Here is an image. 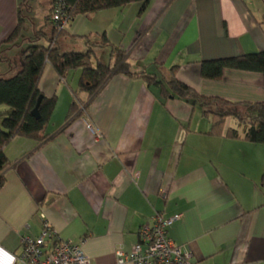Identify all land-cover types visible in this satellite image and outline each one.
Here are the masks:
<instances>
[{"label": "crops", "instance_id": "crops-1", "mask_svg": "<svg viewBox=\"0 0 264 264\" xmlns=\"http://www.w3.org/2000/svg\"><path fill=\"white\" fill-rule=\"evenodd\" d=\"M42 5L45 23L35 21ZM141 6L78 15L58 45L86 51L91 44L110 63L119 48L134 72L166 82L176 66V77L202 95L264 101L261 72L201 75L204 60L264 51V0H149L143 12ZM20 7L22 41L4 48L11 63H0V77L20 70L36 31L51 29L52 0H0V44L16 29ZM80 79L81 69L61 77L47 63L39 87L56 104L41 133L46 138L16 136L4 148L12 164L0 190V264H13L22 236L39 235L42 213L60 238L83 241L91 264H134L120 263L117 251H131L156 212L180 215L168 235L196 264H264V143L246 139L237 118L215 127L201 103L166 97L141 77L114 74L91 99Z\"/></svg>", "mask_w": 264, "mask_h": 264}, {"label": "trees", "instance_id": "trees-1", "mask_svg": "<svg viewBox=\"0 0 264 264\" xmlns=\"http://www.w3.org/2000/svg\"><path fill=\"white\" fill-rule=\"evenodd\" d=\"M62 2L70 23L78 15L124 7L134 2L142 4L140 12H143L149 0H62ZM55 3L56 0H52L51 13L46 17V24L51 26L50 32L44 29L36 31L34 36L29 38V45L21 54L20 70L8 78L0 77V107L9 108V112L0 122V190L5 183L4 172L12 164L5 154V146L16 136L40 141L46 138V135L41 133L56 104V98H47L39 87L47 63H51L61 77H65L72 70L81 69L80 89L88 92L90 99L114 74L123 73L141 77L148 85H158L162 95L166 97H177L192 105L196 102L201 103L203 113L213 117L215 127H220L229 116L237 118L245 128L246 139L255 143H264V101L233 102L220 97L202 95L176 77V66L171 69V76L166 82L146 72H134L128 61L127 52L119 48L113 49L114 63L103 62L97 58L91 44L86 51L62 50L58 45L59 39L67 33L66 29L61 30L58 22L52 18ZM25 18L26 11L20 7L16 29L0 44V63H11V60L4 55V48L20 44ZM103 37V43L108 44L105 35ZM226 68L257 71L264 75V51L204 60L201 63V75L207 79H219ZM40 96H42L39 106L41 117L37 119L32 115V110ZM76 109L74 104L71 114Z\"/></svg>", "mask_w": 264, "mask_h": 264}, {"label": "built area", "instance_id": "built-area-1", "mask_svg": "<svg viewBox=\"0 0 264 264\" xmlns=\"http://www.w3.org/2000/svg\"><path fill=\"white\" fill-rule=\"evenodd\" d=\"M52 18L58 22L60 29H66L68 19L64 12L62 0H56ZM139 172L134 173L137 182ZM43 218L42 229L38 236L21 237L20 250L14 255L13 264H91L90 257L83 249V241L74 242L63 239L58 231ZM180 218V215L166 218L156 212L151 223L143 224L139 229V241L131 251L118 250L120 263L134 264H196L192 261L191 251L184 245L176 244L168 235V228Z\"/></svg>", "mask_w": 264, "mask_h": 264}, {"label": "rangeland", "instance_id": "rangeland-1", "mask_svg": "<svg viewBox=\"0 0 264 264\" xmlns=\"http://www.w3.org/2000/svg\"><path fill=\"white\" fill-rule=\"evenodd\" d=\"M44 5H42V7L40 6L39 7V9L34 13L35 14V17H36V19H35V21H37V22H44L45 23V19H44V7H43ZM33 14V15H34ZM51 27V26H50ZM50 29V28H49ZM48 28H47V30H49ZM3 116L4 115H2V113H0V122H1V120H2V118H3Z\"/></svg>", "mask_w": 264, "mask_h": 264}, {"label": "water", "instance_id": "water-1", "mask_svg": "<svg viewBox=\"0 0 264 264\" xmlns=\"http://www.w3.org/2000/svg\"><path fill=\"white\" fill-rule=\"evenodd\" d=\"M41 101H42V96H40L38 98L37 104H36L35 108L32 110V115L37 119H39L41 117L40 110H39V106L41 104Z\"/></svg>", "mask_w": 264, "mask_h": 264}]
</instances>
